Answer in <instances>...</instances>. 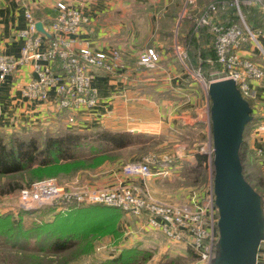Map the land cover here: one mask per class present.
I'll return each instance as SVG.
<instances>
[{"label":"built area","instance_id":"built-area-1","mask_svg":"<svg viewBox=\"0 0 264 264\" xmlns=\"http://www.w3.org/2000/svg\"><path fill=\"white\" fill-rule=\"evenodd\" d=\"M193 4V0H188ZM234 5L240 22L227 23L218 17V6ZM256 6L264 13V0H232L213 1L207 7L193 14L195 33L202 28H208L214 35V50L216 62L219 64L218 78L207 80L199 67L191 68L195 78L201 80L207 89L211 81L219 79H233L242 95L247 99L258 100L255 85L264 82V46L260 38L263 29L251 28L242 12L241 5ZM58 14L52 20L48 30L41 32L33 12H26L28 29L22 32L25 44L21 55L15 57L10 54H0V80L4 81L9 75L18 73L20 66L33 64L37 76L32 78L24 87V96L39 105L49 106L48 114L38 117L33 122L26 121L28 129L46 124L51 118L64 117L68 122V129L84 128L93 124L94 119L81 124L79 116L91 114L99 105L100 99L97 89L92 85V79L101 71L112 73L124 67L120 52L94 50L90 44L74 47L76 41L90 23V17L81 10L63 1L56 4ZM73 36L72 38H67ZM79 40V39H78ZM77 40V41H78ZM258 50L262 60H256L252 55H244L243 50ZM181 59L189 62L187 54L181 52ZM159 60L158 53L149 48L140 59L143 65L154 68ZM56 68H53V64ZM54 90V96L49 92ZM255 103V102H254ZM42 108V107H41ZM40 109V108H38ZM254 110V109H253ZM88 127L85 130L93 128ZM99 127V126H97ZM264 130V124L256 131ZM262 152V148L258 149ZM170 170V169H169ZM126 173L133 176L150 177L158 174L170 173L161 169L155 173L148 163L137 161L127 165ZM121 182L118 189L95 190L66 189L53 178H45L32 182L19 192V204L23 210H32L48 204H57L63 210L81 205L105 204L119 207L136 217L146 218V224L163 231L173 242L184 241L187 248L197 254L195 264H211L215 256L219 230L216 228L217 206L213 183L206 193L194 196L189 203L168 204L154 198L147 191L132 183ZM148 193V194H147ZM262 242L260 250L263 247Z\"/></svg>","mask_w":264,"mask_h":264},{"label":"rangeland","instance_id":"rangeland-1","mask_svg":"<svg viewBox=\"0 0 264 264\" xmlns=\"http://www.w3.org/2000/svg\"><path fill=\"white\" fill-rule=\"evenodd\" d=\"M205 8L206 6L201 11ZM224 8L222 10H226ZM262 61L264 64V60ZM207 63L211 67L210 69L203 68V76L207 80L218 78L219 67H217L215 56L209 58ZM181 76L185 77V82L192 83L193 89H197L194 96L203 95L204 104L201 102L205 105L203 122L192 126L185 121L183 115L185 107L183 106V101H181L185 96H181L182 91L180 90L185 84L184 82L174 84L173 87L178 88V92L172 89V97L178 99L176 104L178 107L173 110L176 118L174 120L172 118L173 122L171 124L166 125L165 129H161L160 132L155 129V131H149L138 125L129 127L131 132L138 131L133 129L135 127L141 129V131L135 133L140 132L146 135L142 144L130 146L123 150L111 151L110 154H113L115 158L105 159L100 163L99 161L87 162V160L83 164L86 166L74 171H71L73 168L65 170L64 167L60 169L41 168L16 175L0 176V264H20L22 261L28 260L29 250H21L22 248L16 245H24L25 248L33 247L34 245H47L50 242L48 240L51 232L54 230L51 224L58 220L59 217L71 216L69 213L79 207L83 208V211L73 213L76 221H79L77 228H81L82 223H87L88 225L97 222L98 219L96 217L92 221H88L89 214H92L88 212L89 210L116 208L115 210L121 214L116 226V230L120 235L99 236L93 240L92 245H80L79 247L76 245L72 247L65 252L66 257L64 258L66 259L63 261L65 264H195L197 254L187 248L184 241L173 242L160 229L148 226L146 224V215L139 218L128 214L122 208L105 204L81 205L63 210L58 208L59 205L57 203L32 210H23L18 202L19 192L23 187L29 186L36 180L45 178L55 179L59 185L66 189H83V187L95 190L118 189L117 187L123 182L122 176L124 173L129 175L125 171L129 164L125 165V163L133 160L148 163L151 170L155 173L161 169L170 171L169 169L171 168V172L173 171L172 174L165 173L162 178H159V176L152 178L154 176H150L149 186L134 183V185L147 191L154 198L175 205L189 203L194 196L203 195L205 199L206 193L214 179L213 136L210 116L211 100L209 101L210 103H205V96L206 94L209 96V94L205 84L195 78L194 74ZM260 84L264 85V82L262 81ZM252 108L254 109L253 115H255L254 119L256 117V121L247 129L245 139L250 141L252 149H256L257 153L253 157L252 162L247 158V154L244 155V170L248 180L257 186L260 191L264 192V130L256 131L259 125L264 124V105L255 101ZM82 116L92 117L91 119L95 121L93 124H87L86 127L80 128L83 130L79 131H88L85 129L93 125L104 128L102 115L95 109L92 110L91 114H83ZM52 121L48 125H37L34 128L27 129L29 130L27 132L22 133V131H19L13 133L20 135L19 137L21 138H26L31 135H43V133L52 135L68 129V122L64 117ZM259 121L261 123L256 125ZM260 148H262V152H259L258 149ZM82 154L89 159L103 153L84 147ZM198 155H205V158L200 161ZM180 175L181 178L179 177ZM138 177L144 180L149 178L141 175H138ZM124 183L126 182L122 184ZM215 216L219 219L218 209ZM216 228L219 230L218 221ZM87 241L89 240L87 239L85 242L87 243ZM78 248L82 250L75 252ZM71 251L74 253L69 254ZM121 258L122 260H120ZM58 259L61 261L60 257ZM131 261H134V263H130Z\"/></svg>","mask_w":264,"mask_h":264},{"label":"crops","instance_id":"crops-1","mask_svg":"<svg viewBox=\"0 0 264 264\" xmlns=\"http://www.w3.org/2000/svg\"><path fill=\"white\" fill-rule=\"evenodd\" d=\"M58 1H63L90 17V23L78 37L79 40L73 41L74 47L90 44L97 51L111 52L117 49L121 54L124 65L122 69L112 73L98 71L92 79V85L97 89L100 99L95 111L102 115L104 128L129 131L131 125H138L149 131L160 132L173 122L172 118H176L173 110L178 107V99L172 97V89L178 92V88L173 85L182 82L185 84L180 89L181 96H185L181 100L185 107V121L192 126L203 122V95L199 94L200 98L194 96L197 89H193L192 83L185 82V77L181 76L193 74L191 68L195 66L190 61L182 60L181 52H185L189 59L190 37L193 36L198 42L202 37L194 31L193 14L200 12L210 2L232 0H193V4H189L188 0H0V54L19 57L25 44L22 32L28 29L27 10L30 9L42 23L43 29L48 30L58 14ZM233 6L229 5L228 8ZM231 12L225 13L226 19H233ZM257 12L260 13V9ZM260 14L264 27V13ZM221 16L218 15L220 19ZM261 29L264 31V28ZM67 38L73 39V36ZM260 40L264 46V35ZM211 42L203 41L201 47L207 49ZM149 48H153L159 55L154 68L140 62L141 56ZM242 53L252 55L256 60L262 58L259 51L254 49L243 50ZM198 62L201 65L202 61ZM53 68H56L55 63ZM36 76L34 65L30 63L20 66L18 73L9 75L6 80H0V131H21L28 127L26 121L33 122L50 112L49 106H37L24 96L25 84ZM255 88L257 103L264 105V85H255ZM49 94L54 96V90ZM205 98V103H210L207 94ZM60 118L62 117H54L42 124L48 125L51 120ZM91 118L79 116L82 125ZM133 129L141 131L135 127ZM137 161L139 160L128 161L125 165ZM172 172L170 168V174ZM162 175H154L152 178H162ZM122 177L123 182L144 186H149L151 179L149 177L144 180L125 173ZM261 248L257 264H264V245Z\"/></svg>","mask_w":264,"mask_h":264},{"label":"trees","instance_id":"trees-1","mask_svg":"<svg viewBox=\"0 0 264 264\" xmlns=\"http://www.w3.org/2000/svg\"><path fill=\"white\" fill-rule=\"evenodd\" d=\"M228 7L229 6L224 8L226 10H222V4H219L218 15H222V19H226L225 13L232 11L231 16L233 19L229 18L223 21L227 23H231L233 21L240 22L235 6L231 8ZM241 8L247 24L251 28H264L262 24L263 17L260 14L261 12H257V10H259L258 7L245 6L242 4ZM199 34L202 35L199 41L200 43L193 38L191 34V42L188 48L190 55L189 61L190 64L194 63L193 66L199 67L202 70L203 68L210 69L211 65L207 63V60L215 56L216 61V54L213 46L214 35L210 33L208 28H202ZM203 41L207 43L212 41V44L207 49L202 48L201 44ZM199 60L202 61L201 65L198 62ZM217 67H219V64ZM247 100L251 106H253L255 100L250 98H247ZM255 121L256 117L253 122H249L246 125L244 141L240 148L243 171L247 180L248 177L246 176L244 170V155L247 154V158H249L250 162H252L257 150L252 149L250 141L245 139V135L247 129ZM260 123L261 122L259 121L256 125H259ZM21 131L23 133L29 130L23 129ZM15 134L16 133L13 132L6 133L0 131V176L16 175L32 169L41 168L60 169L64 167L65 170L73 168L71 171L82 169V166H86L83 164L87 160V162L99 161L100 163L105 159L108 160L115 158L113 154H110L111 151L123 150L129 148L130 146L142 144L146 138V135L140 132L112 131L101 127H94L88 131L66 129L61 133H54L52 135L43 133V135H31L26 138H21L19 137L20 135ZM84 147H88L91 150H95L96 152L98 151L103 154H99L98 156L92 158L90 157L89 159L85 158L82 154V149ZM198 158L202 161V159L205 158V155H198ZM250 183L262 195L264 194V192L260 191L252 182ZM115 209L99 208L96 210H89L88 212L92 214H89L88 221H92L94 217L98 220L94 224L90 223L87 225V223H82L81 228H77L79 221H76L73 213L82 212L83 208L79 207L73 209L69 213L71 216L65 218L59 217L58 220L51 224L55 231L53 230V232H51L48 240L50 242L47 245H34L33 247L28 248H25L24 245H16L22 248L21 250H29L30 253L27 257L28 260L22 261L20 264H65L63 262L64 259H66L64 258L66 257L65 252L69 251L72 247L76 245H78V247L80 245H92L93 240L99 236L110 234L120 235L116 230V226L118 222L117 220H119L121 214ZM87 239L89 241L86 243L85 241ZM81 250L82 249L78 248L75 252H80ZM72 253L74 252L71 251L69 254ZM58 257L61 258V261H59ZM120 260H122V258ZM130 263H134V261H131Z\"/></svg>","mask_w":264,"mask_h":264},{"label":"water","instance_id":"water-1","mask_svg":"<svg viewBox=\"0 0 264 264\" xmlns=\"http://www.w3.org/2000/svg\"><path fill=\"white\" fill-rule=\"evenodd\" d=\"M37 27L44 32L41 22ZM208 94L219 213V239L211 264H257L264 241V197L246 179L240 155L253 108L233 79L211 81Z\"/></svg>","mask_w":264,"mask_h":264}]
</instances>
